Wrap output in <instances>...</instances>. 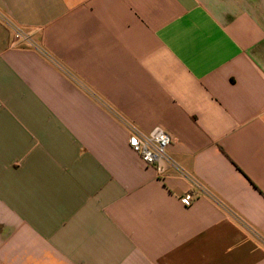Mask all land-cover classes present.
<instances>
[{"label":"crops","instance_id":"0c3cea01","mask_svg":"<svg viewBox=\"0 0 264 264\" xmlns=\"http://www.w3.org/2000/svg\"><path fill=\"white\" fill-rule=\"evenodd\" d=\"M0 264H264V0H0Z\"/></svg>","mask_w":264,"mask_h":264},{"label":"built area","instance_id":"2783aa9c","mask_svg":"<svg viewBox=\"0 0 264 264\" xmlns=\"http://www.w3.org/2000/svg\"><path fill=\"white\" fill-rule=\"evenodd\" d=\"M13 27L17 40L30 39L29 34L20 27ZM127 125L130 130L129 146L141 156L146 164L154 166L158 175L163 176L168 169L175 168L179 173L190 179L192 189L184 193L180 198L184 205L190 206L200 195L209 194L208 189L198 179L183 169L171 156L169 145L172 142V136L164 127L156 126L151 131L146 132L132 123L128 122Z\"/></svg>","mask_w":264,"mask_h":264}]
</instances>
